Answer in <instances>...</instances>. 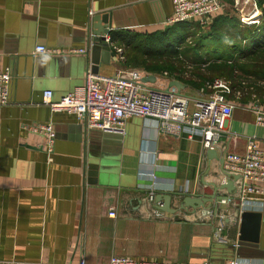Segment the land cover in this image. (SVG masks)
<instances>
[{
  "label": "crops",
  "instance_id": "1",
  "mask_svg": "<svg viewBox=\"0 0 264 264\" xmlns=\"http://www.w3.org/2000/svg\"><path fill=\"white\" fill-rule=\"evenodd\" d=\"M222 1L226 7L210 24L225 14L239 18L232 0ZM173 12L172 0H0V71L10 76L9 104L0 114V262L69 264L84 258L87 264H108L119 256L227 264L230 260L223 261L218 244H235L242 229L247 236L258 224L264 239V203L243 208L235 194L232 202H220L217 214L215 203L197 210L181 207L185 196L212 195V185L225 180L223 165L209 158L197 135L165 136L153 122L133 118L126 123L125 136H106L88 130L74 114L54 113L43 104L46 91L58 102L83 86L91 69L92 18L105 13L113 15L109 37L115 34V56L100 64L98 75L141 83L150 78L143 84L163 91L179 82L182 96L200 98L207 74L193 83L177 64L172 72H158V62L153 70L135 64L138 56L128 34L165 32ZM38 46L59 53L36 54ZM71 48H86L87 53L69 55ZM232 101L235 108L214 150L225 159L228 152L244 153L247 140L256 137L264 151V126L257 123L255 100ZM260 106L264 111V104ZM33 124L53 125L52 154L43 137L25 130ZM151 172L156 181L143 176ZM186 186L189 193L180 192ZM150 187L156 195H172L174 214L153 218V209L159 208L146 199ZM218 194L230 197L227 190ZM112 210L116 217L110 216ZM244 213L249 214L245 224ZM258 214H263L261 223ZM234 259L264 264L263 253L250 247Z\"/></svg>",
  "mask_w": 264,
  "mask_h": 264
},
{
  "label": "built area",
  "instance_id": "2",
  "mask_svg": "<svg viewBox=\"0 0 264 264\" xmlns=\"http://www.w3.org/2000/svg\"><path fill=\"white\" fill-rule=\"evenodd\" d=\"M264 0H232L233 8L245 25L259 24L264 10ZM174 12L168 20L169 25L180 22H198L201 26L210 25L211 18L222 11L226 4L222 0H172ZM111 45V38L107 36ZM121 53L120 50H118ZM36 54H57L45 46H38ZM69 55H85L86 48H71L66 50ZM10 76L0 71V114L9 104L8 84ZM201 97L191 99L177 95L175 91L167 93L163 90L150 89L141 82L115 76L94 74L92 69L86 74L82 87L77 88L60 101H53V92H44L43 104L52 112H67L74 114L88 130H97L105 134L125 136L126 123L133 118H141L153 122L158 132L165 136L181 137L187 132L189 138L198 136L206 150H214L225 131V124L232 116L235 108L229 96L235 90L232 84L223 79L215 78L206 83L200 91ZM240 92H236V99ZM254 110L257 123L264 126V111L255 101ZM28 132L41 136L49 154L55 150V132L52 124H33L25 126ZM223 170L226 173L239 176L236 183L237 200L241 207H252L256 203H264V151L259 148L257 138L247 140L244 153L228 152L225 155ZM143 176L156 181V175L145 173ZM189 193L186 186L180 190ZM149 204L155 203L156 192L150 187L146 197ZM226 203V202H225ZM163 211L154 208L153 218H162ZM116 217L115 210L110 212ZM0 264H47L0 262ZM87 264L84 258L75 263ZM108 264H176L156 261H138L129 257L113 256ZM227 264H239L230 260Z\"/></svg>",
  "mask_w": 264,
  "mask_h": 264
},
{
  "label": "trees",
  "instance_id": "3",
  "mask_svg": "<svg viewBox=\"0 0 264 264\" xmlns=\"http://www.w3.org/2000/svg\"><path fill=\"white\" fill-rule=\"evenodd\" d=\"M263 4L264 1L260 3ZM260 21L259 25L250 26L243 24L237 16L225 14L207 27L194 21L180 22L158 35L130 33L128 37H131L138 59L151 65L149 70H153L156 62L158 72H172L175 64L183 73L187 63L197 67L204 65L208 82L223 78L234 89L242 86L239 76L264 84V10ZM178 30L180 35L173 43L169 37ZM112 35L111 41L115 34ZM253 93L262 96L261 90L257 89L241 99L247 101Z\"/></svg>",
  "mask_w": 264,
  "mask_h": 264
},
{
  "label": "water",
  "instance_id": "4",
  "mask_svg": "<svg viewBox=\"0 0 264 264\" xmlns=\"http://www.w3.org/2000/svg\"><path fill=\"white\" fill-rule=\"evenodd\" d=\"M113 26V15L109 13L99 14L92 18L91 30L89 35V40L91 43V58L90 61H87L91 64V69L94 74H99V66L101 63L109 64L111 62V58L115 56V52L112 51L111 45L107 42V36L110 35L111 29ZM104 57H107L105 59ZM150 78H145L142 80L143 83H148ZM181 84L179 82H172L165 92L170 93L172 92L171 89H177V95H181ZM86 132V131H85ZM105 134V133H104ZM106 136L112 137H119L118 135H111L105 134ZM209 158L211 160H219L220 163L224 166V159H221L218 156L217 150H209ZM90 170H98L96 166L90 165ZM99 171V170H98ZM103 174L105 176H110L108 171L103 168ZM221 175L225 179L224 182H220L219 184H213L212 187L214 188V194L206 195V196H185L181 207L183 209L192 208L197 210L199 208H206L205 205L207 203H215V214L218 213L220 202H232L235 198L234 195L237 192L236 183L239 180V176L226 173L224 170L222 171ZM227 190V193L230 195L228 196H221L218 194L219 191ZM171 200L172 195H163L159 193L156 195L155 203L160 211L174 214L175 210L171 208ZM249 214L244 213L242 214V219L245 221L248 218ZM258 219L261 223L263 219V214H258ZM258 224V221H257ZM240 238L235 244H227L222 243L216 246V250L218 253L223 255V261L226 260H235L234 258L239 256V251H241L244 247H250L254 249H258L264 255V239L261 237V224L257 225V229L250 235L245 234V230H241ZM263 239V240H262Z\"/></svg>",
  "mask_w": 264,
  "mask_h": 264
},
{
  "label": "rangeland",
  "instance_id": "5",
  "mask_svg": "<svg viewBox=\"0 0 264 264\" xmlns=\"http://www.w3.org/2000/svg\"><path fill=\"white\" fill-rule=\"evenodd\" d=\"M260 23H261V21L259 22V24ZM254 25H257V24H252L250 26H254ZM180 32L181 31L178 30L174 33H171V35L169 37L170 41L174 43V39H177L178 35H180ZM191 41H193V40H191ZM143 62L141 61V59L135 60V64L137 67L142 66L143 69H148V66L149 67L151 66V65H148L146 62H144V63ZM202 68L205 69L204 67H197L194 64L187 63L186 67L184 68V72H188V74H189V76H188L189 79H187V81L195 83V78H197L198 76H201L203 73L206 74V70L204 72L200 71V69H202ZM182 69H183V67H182ZM207 74H208V72H207ZM240 78L241 77L239 76L238 81L242 85L241 86L242 90H240L241 87L234 88L235 92L233 93V95L229 96V98L231 100H236V98H235L236 92H240V95H238V97L241 99L247 93L254 92L255 90L259 89V90H261L262 96H260V94L256 95L255 93H253V94H251L250 97L253 98L255 101H258L259 105L264 104V84H259V83L255 82L254 79H248V78L240 79ZM243 92H245V93H243ZM191 99H193V98H191Z\"/></svg>",
  "mask_w": 264,
  "mask_h": 264
}]
</instances>
